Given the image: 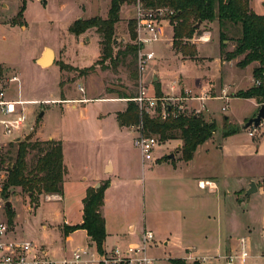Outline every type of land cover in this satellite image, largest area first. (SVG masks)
<instances>
[{"label":"rangeland","instance_id":"obj_1","mask_svg":"<svg viewBox=\"0 0 264 264\" xmlns=\"http://www.w3.org/2000/svg\"><path fill=\"white\" fill-rule=\"evenodd\" d=\"M110 3L111 0H0V66L3 68L5 78L18 76L17 81L7 84V93L10 98L27 101L25 104L27 121L20 131L7 136L0 124V143H6L3 146L1 159H5V164L15 160L19 137L24 140L31 133L29 140L34 141L52 135L63 139L65 163L70 172L64 189L65 197L69 199L68 203L66 199L61 200L58 197H50V194H43L40 196L39 205L36 206L31 203L27 193L15 187L10 190L8 196L0 195V221L8 226L10 230L8 237L29 239L37 244L43 242L52 248L57 256L64 253L59 224L66 217L73 221L79 217L80 203L76 195H79L82 183L87 181L83 176L92 179L93 176L98 175L102 180L97 182L100 185L106 184L107 181L109 184L113 183V186H108L105 190L102 214L108 221V227L120 232L127 231L132 222L140 229L146 212L157 221L159 226V195H162L160 190L163 189V194H169L168 190H170L168 185L159 186V179L170 175L177 161L178 168L182 165L180 155L177 159L170 157L165 159L168 153L178 154L180 147L175 146L177 142L161 141L158 136L156 160L143 161L141 152L135 145L136 125L128 124L127 121L124 124L118 117V111L128 102V98L119 97L120 93L136 95L139 92L140 78L134 74V66L131 64L133 58L127 50V44L132 42L129 20L136 18L134 4L125 3L121 9V20L117 24L115 34L118 45L115 53L117 51L120 53L117 62L108 60L104 63V67L102 64H96L94 70L85 73L81 71L95 64L100 58V37L95 29L76 36L69 31V27L79 18L96 15L106 17ZM20 10L22 14L18 15ZM199 26L200 29L193 38L184 39L191 50L193 46L190 45H196V50L192 51L195 53L194 56L184 55L173 47L172 28L168 22L164 23L162 39L144 47L143 50L155 52V58L146 64L143 77L145 78L143 83L149 88V94L155 93L154 77L157 75L156 77L159 78V70L166 82L177 80L181 83L182 75L176 74L178 61L180 62L181 59L204 64H207L211 57L216 58L215 62L217 61L220 53V35L215 24L209 22ZM234 32L232 28L228 34ZM202 35H206L208 39H198ZM47 47L55 51V61L52 65L41 66L37 59ZM198 47L202 53L198 51ZM226 49H232L231 41H227ZM203 53L211 57L204 60L205 56H201ZM213 69L215 74H219L216 64ZM181 72L190 81L197 82L201 73L205 71L186 66ZM226 73L224 79L227 82L235 77L239 79L240 70L237 67H228ZM245 78L240 81L241 84L247 83V76ZM253 85L254 82L251 86ZM246 87L233 96L247 90L249 85L247 84ZM179 89L181 92L184 91L183 88ZM238 97H232L228 101L219 99L208 101L209 106L215 108L217 112V131L197 153L199 157L212 161L220 160L222 162L220 170L226 171L231 179L249 174L255 176L264 174V142L260 148L254 145V141L259 143L261 137L264 141V121L256 129L254 138L241 128L235 134L223 137L221 128L223 116L232 110L237 118H242L252 108L253 104L250 100ZM222 106H226L229 110H222ZM202 115L206 121L215 120L212 116ZM228 122L237 126L235 118H228ZM218 140H222V144H219ZM219 145L226 147L220 150ZM36 153L32 150L28 154L29 165L34 163ZM108 160L113 161L114 172H106L105 164ZM258 184L262 188L264 204V177L258 179ZM235 193L241 207L247 210L251 203H244L243 190ZM161 199L163 200V197ZM7 201L11 204L9 210L13 212L12 221L9 220L11 215L8 214ZM165 204L170 205L171 201L167 200ZM162 205H164L163 201L160 207ZM258 213L260 211L256 209V216L250 217L254 218L255 222ZM246 220H250L248 215L237 220L233 219L231 226L238 229L241 234H245ZM44 223L47 224V228H43ZM81 235L76 234L75 246L84 243ZM74 242L67 243L66 247L74 248L75 246L72 245ZM248 242L251 253L249 238ZM163 247L153 250L150 247L149 253L151 255L154 253L159 259L165 257L166 250L171 251L173 255L176 253L175 250ZM235 249L233 253H240L238 243ZM261 252L264 253L263 242ZM185 259L189 262L196 261ZM168 261L166 258L161 259L159 264H170ZM212 262L225 264L221 258ZM253 262L251 253L245 264H253Z\"/></svg>","mask_w":264,"mask_h":264},{"label":"trees","instance_id":"obj_2","mask_svg":"<svg viewBox=\"0 0 264 264\" xmlns=\"http://www.w3.org/2000/svg\"><path fill=\"white\" fill-rule=\"evenodd\" d=\"M140 1L146 8L165 7L174 11L172 15H169L173 47L184 55H195L192 51L196 50V45H190L193 46L191 50L184 39L193 38L199 31V21H202L201 24L217 21L222 59L232 60L241 57L237 62L241 68L256 63L253 69L254 85L245 91H240L237 96L255 98L259 104H264V14H259L251 8V0ZM137 2L138 0H111L106 17L96 15L90 18H79L70 25L69 31L76 36L95 29L100 37V58L95 64L81 69L82 72L94 70L96 64H102L104 67V63L108 60L117 62L120 53L118 51L115 53V48L118 46L115 34L117 24L121 20V9L125 3L135 5ZM21 14L22 10L18 15ZM128 26L132 42L127 44V50L133 58L131 64L134 66V74L140 78L138 55L142 46L137 43L136 18L130 19ZM232 28L235 30L234 34H228ZM227 41L234 44L233 50L226 49ZM154 90L156 96H165L158 79L154 82ZM136 95L120 93L119 97L128 98V102L125 111L118 112V117L124 124L127 121L128 124L142 125L145 133L156 135L161 141L182 140V146L178 151L183 160L192 159L197 147L209 140L217 129L215 121H206L201 113L194 111L172 114L166 119L162 118L161 114L151 115L141 110L139 104L132 99ZM158 110L160 111V107ZM239 128L241 127L233 125L228 122V118H225L223 136L235 134ZM18 144L14 161L5 164V159H1V168L5 173V178L2 181L0 195L8 196L12 188L19 187L28 194L31 203L38 206L41 195L62 194L65 176L68 172L64 161L63 141L55 138L20 140ZM32 150L37 153L34 163L29 165L27 156ZM168 157L166 156L165 159ZM108 186V181L99 187L89 186L83 198L82 222L76 225H63L66 236L75 230L85 229L100 254L105 253L107 238L106 220L101 209ZM12 213V210L8 209V214L11 215L10 221H12ZM169 261L171 264H204L198 260L189 262L179 257L170 258Z\"/></svg>","mask_w":264,"mask_h":264},{"label":"crops","instance_id":"obj_3","mask_svg":"<svg viewBox=\"0 0 264 264\" xmlns=\"http://www.w3.org/2000/svg\"><path fill=\"white\" fill-rule=\"evenodd\" d=\"M256 2V3H254ZM250 6L253 10H255L259 14H264V0H251ZM211 24H215L216 29L219 32V24L217 21L210 22ZM70 24V23H69ZM202 40L200 37L198 38ZM207 40V39H206ZM172 44V43H171ZM199 48V47H198ZM234 49V44L232 43V49ZM200 51V48L198 50ZM55 52V51H54ZM202 53V52H201ZM43 54V52H42ZM41 54V56H42ZM40 56V57H41ZM201 56H205L204 60L208 57L203 53ZM39 57V58H40ZM202 58V57H201ZM241 57L234 58L232 60H223L221 54L219 53L218 59L215 62L216 58H209L207 64L202 62H190L187 59H181L178 61L177 75L183 77L181 83L177 80H172L170 82H166L164 77L162 76L159 70V78L154 77L156 80L159 79L161 83V88L165 96H178L182 95H191L192 98L186 101L188 111L189 112H197L207 116H212L215 118V121L218 123L217 112L215 108L210 107L208 101L212 99L226 100L228 101L239 90L247 88L248 84L250 88L253 82L255 83V79L253 77V69L256 63H251L245 68H241L237 65ZM214 64L217 65L218 73L215 74L213 72ZM186 66L194 67L195 69H200L205 71L201 73V77L197 79V82L190 81L186 75H183L181 72ZM228 67H237L240 70L239 79L236 77L230 81H225L224 76H227V68ZM245 71V72H244ZM157 74V73H155ZM247 83L241 84V80L246 79ZM144 77V75H143ZM211 77V78H210ZM179 78V77H178ZM145 80V78H144ZM170 84V85H169ZM179 88H183L184 91H180ZM214 93V94H213ZM198 97H204V99H199ZM240 98V97H238ZM242 98V97H241ZM251 101L252 108L245 113L242 118H237L235 113L232 110H229L226 106H222V110H229L230 112L223 116L221 119V128L223 131V122L225 118H235L237 124L245 123L250 117L254 116L260 104L256 101L255 98H244ZM127 107V103L125 106L119 110L118 112L125 111ZM264 121V120H263ZM263 124V122H262ZM254 129L253 127L248 129H243L248 132L250 137L254 138V135L251 136L249 132ZM217 131V129H216ZM214 132V134L216 133ZM214 134L211 138L214 137ZM233 135V134H232ZM225 137V136H223ZM60 139L57 137H53L49 135L43 139ZM211 138L209 140H211ZM63 141V139H61ZM176 141L177 147H181L182 140L172 139ZM207 140L203 144H200L193 158L186 161L180 159L182 165L180 168L176 166L177 162L174 163V169L172 173L168 176H165L162 179H159V186L168 185L170 190H168L169 194H163L164 191L160 190L162 195H159V226L157 221L154 218L149 216V213L146 212L144 217V221L142 226L137 228V224L132 222L128 226L127 231H117L115 232L113 228L108 227V221L106 220V230H107V238L105 241V249L110 250L117 245L124 246L131 242H138L141 239L142 233L144 230H152L156 238L158 240V244L153 246L151 250L164 246V249L170 248V250H175L176 253L173 255L171 251H165V257L161 259L169 260L170 258H189L190 256H218L219 258H223L225 255L233 253L237 248V243L239 244V239L241 237H246L247 240L249 238L252 246V257L254 259L253 264H264V253L261 252L262 242L264 243L263 236V228H264V204L261 193V187H259L258 179L263 178L264 174L259 176H255L253 174H249L239 178L231 179L229 174L226 171L220 170L222 162L212 161L208 158L199 157L197 154L199 149H203L204 145L209 141ZM171 141V140H166ZM180 141V142H179ZM222 140H218L219 144H222ZM263 137H261L259 143L254 141V145L257 148L263 146ZM64 146V142H63ZM173 146V147H175ZM225 145H219L218 149L223 150ZM200 149V150H201ZM174 153V152H172ZM171 154V153H168ZM167 154V155H168ZM175 154V153H174ZM181 156V153L178 151V154H175L174 159H177ZM169 156V155H168ZM143 160V159H142ZM64 161L65 160V150H64ZM158 161V160H157ZM160 162V159H159ZM67 165V163H65ZM107 168V173H111L115 171V166L112 160H108L105 164ZM219 166V167H218ZM68 168V166H67ZM69 168L68 172L65 176L63 193L62 194H50V197H58L61 200H67L68 197H65L64 189L65 185L69 180ZM228 174V175H227ZM83 179L87 181L82 183L79 188V195L77 196V200L80 203L79 206V217L77 220L73 221L68 217L65 218L63 222L59 224V229L61 231L62 241L64 242L63 255H67L71 253L74 249L91 245L95 247V243L92 241L91 237L87 234L85 229H78L73 232H70L67 236L63 234L62 226L65 224L68 225H76L82 222L83 220V198L86 195L87 188L89 186H96L98 183L102 181L98 175L89 179L87 176H83ZM208 180L213 182L212 188H202L199 186V181ZM254 181L257 185V192L251 194L249 197L246 196V191L250 187V183ZM109 186H113V183H110ZM245 186V187H244ZM243 190L242 195L245 197V204L251 203V205L244 209L241 207L239 201L237 200V193ZM163 197V200L161 199ZM170 200L171 204H165V201ZM163 201L162 207H160V203ZM103 207V206H102ZM258 209L260 213H258V219L256 222L254 218L251 219L252 215H255V210ZM145 210V209H144ZM102 211V209H101ZM244 215H248L250 220H246L245 228L247 227V232L245 234H241L238 229H235L231 226V221L233 219H238L243 217ZM256 216V215H255ZM254 216V217H255ZM156 221V222H155ZM125 225L123 226V228ZM43 228H47V224H43ZM82 234L84 243L77 244L75 246V236L76 234ZM245 235V236H244ZM26 240V239H25ZM29 240V239H28ZM75 246L74 248H67V243H72ZM36 243V242H35ZM249 243V242H248ZM37 244V243H36ZM43 249L47 250L51 255L55 257H62L55 255V251L47 246L45 243L41 242L38 244ZM70 245V247L72 246ZM164 252V251H163ZM250 253V254H251ZM154 255V253L152 254ZM156 259H158L156 264H159V259L154 255ZM217 258L216 260H218ZM169 262V261H168ZM208 264H214L212 261ZM170 263V262H169ZM171 264V263H170Z\"/></svg>","mask_w":264,"mask_h":264},{"label":"built area","instance_id":"obj_4","mask_svg":"<svg viewBox=\"0 0 264 264\" xmlns=\"http://www.w3.org/2000/svg\"><path fill=\"white\" fill-rule=\"evenodd\" d=\"M137 20V43L142 47L138 55V69L140 73L139 92L132 98L139 104L141 110L151 115L161 114L166 119L172 114L189 112L186 101L191 95L178 96H156L149 94V88L144 85L143 75L146 64L155 58L154 50H143L146 45L162 39L164 35V23L170 24L169 15L173 10L165 7L146 8L140 0L135 4ZM201 39H208L206 35L200 36ZM18 76L14 75L5 78L3 68L0 66V124L5 135L10 136L16 131H20L27 121L25 104L27 101L13 99L8 96L7 84L17 81ZM84 91L83 88H80ZM204 99V97H198ZM114 100L115 98H110ZM109 99V100H110ZM87 100V99H82ZM160 107V111L158 110ZM197 113V112H196ZM256 128L249 134L254 135ZM137 135L135 145L139 148L143 161L156 160L155 151L159 145L156 135L147 134L142 129V125H136ZM13 140V139H12ZM0 143V190L5 173L1 168V156L3 146ZM212 181L201 180L199 186L202 188H212ZM10 232L8 226L0 221V264H156L158 259L149 253L150 247L156 246L159 242L152 230H144L138 242L128 243L126 246L117 245L110 250L105 249V253L100 254L96 246H81L67 255L58 258L51 255L47 250L41 248L33 240H21L8 237ZM240 253H230L222 259L225 264H245L250 258L249 244L246 237L239 239ZM94 248V249H93ZM218 256H190L188 259L198 260L201 263H208L216 260ZM238 260V261H237ZM239 262V263H238Z\"/></svg>","mask_w":264,"mask_h":264},{"label":"water","instance_id":"obj_5","mask_svg":"<svg viewBox=\"0 0 264 264\" xmlns=\"http://www.w3.org/2000/svg\"><path fill=\"white\" fill-rule=\"evenodd\" d=\"M202 23V21L200 20L199 23H198V26ZM38 63L41 65V66H49V65H52L55 61V52L52 48L50 47H47L44 51H43V54L40 58L37 59ZM157 78V77H156ZM43 115V112L41 113V116ZM264 120V104H260L259 106V109L257 111V113L250 117L245 123H242V124H237V126L243 128V129H249L251 127H254V128H259L261 125H262V122ZM31 133L29 135H27L24 140H29L30 137H31ZM18 140H21V138L19 137ZM169 157L170 158H174L175 157V154L174 153H171L169 154ZM100 184L98 183L96 185V187H98ZM258 188H257V185L254 181H252L250 183V187L249 189L246 191V196H250L251 194L257 192ZM6 205H7V208L10 209L11 208V204H10V201H7L6 202Z\"/></svg>","mask_w":264,"mask_h":264}]
</instances>
